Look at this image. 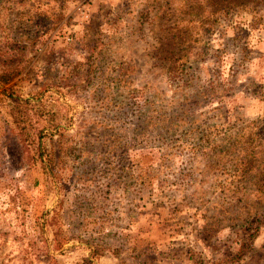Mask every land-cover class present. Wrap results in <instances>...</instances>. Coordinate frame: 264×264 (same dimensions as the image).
<instances>
[{"label":"rangeland","instance_id":"obj_1","mask_svg":"<svg viewBox=\"0 0 264 264\" xmlns=\"http://www.w3.org/2000/svg\"><path fill=\"white\" fill-rule=\"evenodd\" d=\"M1 74L0 264H264V0H0Z\"/></svg>","mask_w":264,"mask_h":264},{"label":"trees","instance_id":"obj_2","mask_svg":"<svg viewBox=\"0 0 264 264\" xmlns=\"http://www.w3.org/2000/svg\"><path fill=\"white\" fill-rule=\"evenodd\" d=\"M9 80L10 79H8L5 74L0 75V85L7 84L9 82ZM18 101H19V103H22V104L18 105V103H17L16 106L14 107L15 110L12 113L13 122L17 125V127L19 129L23 130L27 126V120H28V116H29V110L31 108L30 107L31 103L27 99L24 101L18 99ZM37 107H36V109H37ZM49 126L54 128V125L52 126V121H49ZM41 132H42V130L39 131L38 133L41 135ZM36 138L39 139L40 136L36 135ZM44 171L46 172V170H44ZM258 229H259V227H257V226L253 228L252 237H254L256 235Z\"/></svg>","mask_w":264,"mask_h":264}]
</instances>
